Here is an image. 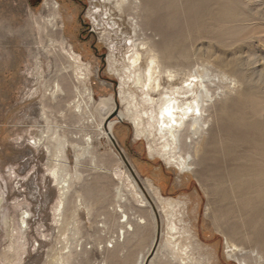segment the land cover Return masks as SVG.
Returning <instances> with one entry per match:
<instances>
[{
  "label": "rangeland",
  "instance_id": "1",
  "mask_svg": "<svg viewBox=\"0 0 264 264\" xmlns=\"http://www.w3.org/2000/svg\"><path fill=\"white\" fill-rule=\"evenodd\" d=\"M112 1L0 0V264H264V0ZM134 43L224 80L192 173L128 121L104 134Z\"/></svg>",
  "mask_w": 264,
  "mask_h": 264
},
{
  "label": "bare ground",
  "instance_id": "2",
  "mask_svg": "<svg viewBox=\"0 0 264 264\" xmlns=\"http://www.w3.org/2000/svg\"><path fill=\"white\" fill-rule=\"evenodd\" d=\"M115 2H118L117 12L123 15L131 0L112 1ZM131 47L128 63L121 70H115L113 64L109 65V71L118 80V102L123 109L115 112L117 104L112 96L103 101L104 108L108 111V124L104 128V134L111 140L114 126L128 121L134 126L136 133L158 138L161 160L175 166L182 174L192 173L190 167L193 159L189 148L202 140L204 133L210 130L209 123L213 116L208 109L215 107L219 95L217 92L223 88L221 83L224 80H216V76L210 74L205 67L191 66L189 63L182 67L175 65L171 60L161 57L153 45L134 43ZM63 94L65 98L68 97L66 88L56 81L55 91L51 96ZM148 150L152 151V147L149 146ZM131 183L136 189L135 183ZM117 193L119 201H123L121 190ZM136 196L140 199L138 207H147L148 203L142 195ZM161 204L172 207L170 201H161ZM116 207L124 219L119 223V238L124 239L126 234L134 232L133 218L120 205L117 204ZM165 213L169 217L167 228L172 237L177 230V223L170 211ZM136 221L139 225L146 224L142 217H138ZM172 243L169 240V245ZM231 248L230 252L239 251L235 246Z\"/></svg>",
  "mask_w": 264,
  "mask_h": 264
},
{
  "label": "water",
  "instance_id": "3",
  "mask_svg": "<svg viewBox=\"0 0 264 264\" xmlns=\"http://www.w3.org/2000/svg\"><path fill=\"white\" fill-rule=\"evenodd\" d=\"M158 235H159V230H158ZM157 242H158V239H157Z\"/></svg>",
  "mask_w": 264,
  "mask_h": 264
}]
</instances>
